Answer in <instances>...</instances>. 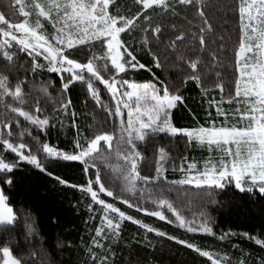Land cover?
<instances>
[{"label": "snow or ice", "instance_id": "1", "mask_svg": "<svg viewBox=\"0 0 264 264\" xmlns=\"http://www.w3.org/2000/svg\"><path fill=\"white\" fill-rule=\"evenodd\" d=\"M213 7L238 17L231 48L232 36L217 35L209 16ZM176 17L187 22V31L165 23ZM166 29L173 32L167 39ZM145 56L160 70L174 57L179 75L161 78L141 62ZM146 67L152 78L138 82L136 70ZM44 73L57 74L59 88L52 79H35ZM189 83L199 89L204 116L193 113L192 125L176 126L173 110L187 107L181 90ZM76 88L83 91L85 108L93 104L87 113L90 134L78 122L84 114L68 98ZM57 128L75 129L65 147L49 142ZM161 133L206 151L207 158L174 159L164 146H155L149 159L141 148ZM70 162L81 165L82 182L55 171ZM22 165L79 192L73 207L87 213L88 238L82 236L78 245L57 243L82 249L78 264H120L117 249L129 248L130 257L134 242L155 252L157 238L186 247L203 264H264V230L217 233L208 210L220 205L217 197L230 185L264 195V0H132L131 5L121 0H8L7 11L0 10V235L19 223L4 186L14 185ZM168 168L180 176L169 179ZM131 209L166 221L183 235L148 223ZM126 222L138 228L131 241L123 235ZM37 234L34 223L26 222L25 241L31 247L20 253L18 241L6 240L0 264H55L43 244L37 248L30 239ZM188 234L211 237L221 246ZM232 237L246 238L261 254L231 244ZM124 264L141 261L125 258Z\"/></svg>", "mask_w": 264, "mask_h": 264}, {"label": "trees", "instance_id": "2", "mask_svg": "<svg viewBox=\"0 0 264 264\" xmlns=\"http://www.w3.org/2000/svg\"><path fill=\"white\" fill-rule=\"evenodd\" d=\"M132 0H121V3H127L131 5ZM231 3V0H228ZM8 0H0V10L7 11ZM15 7V5L13 4ZM18 11V9H17ZM133 11L135 9L133 8ZM193 12L189 11L188 16L191 19ZM210 19L213 21L216 28L217 35H222L227 38L232 36V41L229 42V48L235 43V34L232 30L237 29L238 17L233 15L232 12L226 10H220L217 7H213L209 10ZM18 19V17H17ZM227 21V22H225ZM167 24L175 23L177 28L187 31L188 24L181 17L174 19H168L165 21ZM173 32L170 29L165 31V39L171 37ZM161 60L163 62V49ZM20 63L24 62L23 54H21ZM171 63L165 65L163 70L156 69L151 64L150 57L145 56L142 63L146 66L152 67L153 71L158 76L164 78L165 76L172 79H176L179 75V71L173 65L176 63L175 58L170 56ZM134 78L138 82H145L152 78V74L145 69H138L135 72ZM37 81H47L52 79L55 81L56 88H59L60 81L59 76L55 73H44L41 76L35 77ZM211 84V81H209ZM55 96L56 91L51 90ZM182 94L187 98V107H182L173 110V117L179 124H191L193 121V113L200 118H203V110L201 108V98L199 89L192 83H189L187 87L183 88ZM213 95H219L218 90H215ZM78 113L84 115L78 117V122L81 129L85 130V134H90L87 131V125L92 123L87 113L93 111L92 102L88 103L87 108L84 106V94L79 88L73 89L68 93ZM191 110V111H190ZM51 112V107L48 108ZM100 119H103V114H98ZM194 122V121H193ZM111 120L109 119L108 130L110 128ZM95 130V129H93ZM75 134L74 128H67L61 130L59 128L53 129L49 136V142L51 144H57L61 147H65L68 141H71ZM155 146H164L166 151L171 157H190L192 152V146L186 145L185 141L180 138H170L169 136L161 133L158 137L150 140L147 148H141V151L151 159L152 150ZM179 162V161H177ZM55 171L67 178L71 182L80 183L84 177L81 172V165L79 162L62 163L57 165ZM179 172L173 173L171 168H168L166 175L169 179L177 177ZM14 185L4 186L5 192L10 197V205L14 207V211L17 213L19 223L12 227L11 231L5 235H0V246L6 240L14 239L19 242L18 251L20 253H26L31 247L30 244L25 241V223H34L37 229V235L30 239L35 242L38 248L41 244L50 252L52 260L55 264H78L80 258L83 256V251L76 247H57L58 242L70 241L73 245H78L81 237L85 240L88 238L84 221L87 217V213L81 208L79 213L73 207V204L80 199L78 191L69 187H61L55 183L54 180L39 172L32 167L22 165L21 168L15 171ZM220 201L219 206L210 207L208 210L215 218V230L217 233L221 231H234V232H250L255 235L261 230H264V195L259 194L258 190L252 193L240 192L234 188V185L228 186L225 190L220 191L218 195ZM111 200V198H108ZM122 208L126 206L121 205ZM23 209L24 211H21ZM193 210L196 208L193 206ZM131 214L138 215L148 223H152L155 226L161 227L169 233H175L177 235H183L181 231L173 225H168L166 221H159L158 218L148 217L145 213H136L135 209L128 210ZM30 213V215H28ZM138 228L136 225L126 222L125 231L123 233L127 241H131V238L137 234ZM154 236V234H150ZM186 238L195 239L200 243L214 244L217 248L221 246V242L214 241L211 237L198 234L193 237L188 234ZM156 244V251L142 245L131 243L132 253L129 257V248L121 247L117 249L121 253L119 257L120 264H124L125 258H130L133 262L137 258L140 259L141 264H149V261H154L155 264H203V260L198 258L191 250H188L184 246L176 245L174 242H169L166 239H155L153 241ZM230 243L239 245L244 248L246 252H251L256 256L261 254V249L254 243L248 241L242 237L230 238ZM225 248H228L227 244H223ZM13 249H17V245H12ZM214 250V249H210ZM234 255H239L238 250L228 248Z\"/></svg>", "mask_w": 264, "mask_h": 264}, {"label": "rangeland", "instance_id": "3", "mask_svg": "<svg viewBox=\"0 0 264 264\" xmlns=\"http://www.w3.org/2000/svg\"><path fill=\"white\" fill-rule=\"evenodd\" d=\"M203 116H204V114H203ZM203 116H202V117H203ZM201 119H202V118H201ZM173 121H174V123L176 124V126H190V125H192V124L194 123V122L192 121L191 124H179V122L176 121L174 117H173ZM192 149H193V150H192V152H191V156L189 157V160H191L192 158H195L197 161H199V160L201 159V157L207 158L208 153H207L206 151H203V150H201V149H199V148H195V147H193ZM179 176H180V173L178 174L177 177H173V178H171V179L178 178ZM257 190H258V189H257Z\"/></svg>", "mask_w": 264, "mask_h": 264}]
</instances>
